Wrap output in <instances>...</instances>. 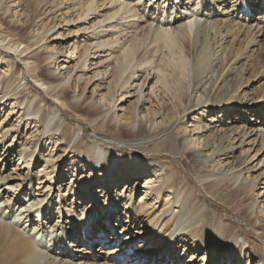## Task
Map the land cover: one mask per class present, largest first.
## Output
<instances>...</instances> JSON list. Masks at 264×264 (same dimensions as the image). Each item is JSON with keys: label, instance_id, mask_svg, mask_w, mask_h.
Returning a JSON list of instances; mask_svg holds the SVG:
<instances>
[{"label": "bare ground", "instance_id": "6f19581e", "mask_svg": "<svg viewBox=\"0 0 264 264\" xmlns=\"http://www.w3.org/2000/svg\"><path fill=\"white\" fill-rule=\"evenodd\" d=\"M142 1L143 0H129V2L128 0H102L101 4H97L95 0H77L76 4L66 7V9H64L66 10L65 13L61 14L64 18L68 17V23L70 22L74 24L84 21L87 25H90L92 20H90L89 16L93 14L96 15V17H99V14L103 12L104 15V12H106V16L103 20L98 22L95 21V24L88 28V30L92 28L94 29L96 25H98V27L92 31V38H85V43L82 47L80 46V51L79 45L81 44L74 42L71 47L69 43L67 44L68 48H66L67 51L65 54L63 51L57 53V55L64 54V56H71L72 54L76 56L79 55L77 60L87 58L84 64H82L81 71H85L87 68L91 67L94 68L93 77L88 78L87 85H89L94 79L98 80L96 82L94 80L93 82L95 87L92 91L91 97L84 98L82 102L74 100L68 101V96L72 88L69 84L72 80V72L74 69L70 68L69 71L67 70L63 73L64 63L67 62H62L60 63L61 65H57L59 59L56 55L52 54L46 57L43 53L38 51L40 48L37 50L35 49L33 52L31 51L33 47L40 45L42 42H46L49 33L58 26V23L56 24L53 19L50 21L48 16L52 15V13H59L61 10H57L56 8L61 6L64 3L63 1L58 3L56 0H25V2L23 0L22 14L25 15V13H31V15H27L29 26L36 27L38 24L40 25L37 31L39 34L41 33V35H39V40L37 42H30L25 33V27L16 22L6 21L5 18L0 17V49L6 53L16 54L21 60V63L26 62L27 64L28 60L33 59L34 61L31 64L28 63L29 75H27L34 80L36 86L42 92L48 97L56 99L66 109H71L74 112H83L88 116L94 117L103 115V117L106 118L110 114L111 117L108 121L116 123L111 127L114 132L122 135L125 134L133 139H140L144 142H151V148L149 147V144L145 145L148 149L145 152L156 151L159 153H167L170 156H186L190 162L196 166H201V164L202 166L204 165L199 150L201 148L208 149L209 151L213 150L211 151L212 155L223 152L225 156L233 159L231 172H234H232L231 180L227 181H233L232 185L223 184L226 180L214 179L211 182V187L222 190L232 188L230 196L235 202L233 208L237 212V215L244 221L249 222L254 230L264 236V224H258V217L256 216L258 215L256 205L260 194L257 188L261 184L256 183V180L254 179H252L251 182H248L247 179L250 177V171L255 167L249 166L250 160L241 159L249 157L247 156L248 152L245 150V147L250 145V141L248 142V140L252 138L251 134L254 132V129L251 127V122L258 123L264 120L263 102L259 103V112L256 111L255 114L250 115L245 122H241L238 126L237 122L240 118L238 119L236 113H244L238 112V110L246 108L245 106L249 105V102H245V96L239 98V96L236 95L237 92L243 88L245 82H242V79H238L237 77L233 78L232 69L227 71L223 80L220 82V85L213 96L214 100H209L211 101V104L204 101L206 92L198 87V83H191V81H189V74L191 72L197 77L199 76L200 69L203 70V67L205 66L210 65L216 67V70L218 71L221 70L224 61L216 62V60H212L207 40L211 37L212 40L219 39V42H222L229 36H237L241 32V28H236L239 24L236 23L238 20L237 16L244 13L246 14L244 21L246 22L248 18L250 20L251 13H253L251 8H254L256 11H259V8H261V12L264 11V0H257L256 3H254L255 0H201L199 3L196 2L198 4L192 3V6L188 10H186V8H188L191 1H189L188 4H185L184 1L186 0H165L161 5L163 6L165 3L164 7L166 6L167 10L162 8L159 4L157 6L158 11L159 9H162V13L168 14L167 20H157L155 26L151 24L147 30L138 33V29L141 25L147 23L150 17L157 13V7L155 10H152L153 8L150 10V12H153L152 14H146V10L142 11V7L145 9L148 8L146 5L143 6V3H141ZM159 1L161 2V0H157L156 3H159ZM133 2H137V5L131 7V3ZM183 6L185 7L186 12H178L180 15L176 13V9L182 8ZM229 8L232 10L231 14L229 13ZM69 11L71 12L69 13ZM120 13H122L120 20L133 19L128 22L130 26L127 24V26L131 28H137L132 39H128L126 36H123L122 38L119 37L128 29L127 27L119 30V32L116 31L120 26V20H117V24L115 23V25L110 24V26H106V29L103 26L106 22L114 21ZM47 17L49 20L46 22L48 19ZM196 17L203 18L204 21L201 19L197 20ZM249 31L250 29H248V31L245 29V32L243 33L244 40L239 43V49L234 47L230 49L226 56V63L236 65L248 59L249 62H253L252 56H255L253 53H258L256 61L259 66L254 68H258L257 70H263L264 51L263 49L251 50L255 48L256 43L255 37ZM79 32H81L79 29H74L72 31L69 30L68 34L63 33L61 34V37L66 38L71 35H78ZM201 32L203 34L201 35L202 37H200ZM123 38L124 41L121 42ZM94 40H97L95 44L93 42ZM250 46L252 47L248 51ZM163 49L167 53L162 56L161 52ZM250 51L252 52L251 55ZM107 52L109 53V57L112 55L115 56L113 57L115 61L114 68H112L109 74L108 68L111 65L107 64L106 66L103 64L105 60H102L104 59L102 58V55ZM159 52L160 54L158 55ZM30 54L33 55L28 58ZM157 55L159 58L162 56L161 61L163 62V66L152 67V69L156 70L158 73L155 85L158 84L160 91L162 90V92L166 94V92L171 90V84L174 83V80H170V78L175 75L180 82L177 90L182 91V96L181 98H178V102H173L171 99V102L175 104L173 107H171V104L168 102H164L162 108L158 109V111L149 110V119L151 122L147 119L146 122H144L143 118H140L137 122L134 111L135 108H137V104L142 100V93L146 79L134 88L137 97V104L134 105L135 107L133 105L125 107L121 102L124 98L131 97L130 89H132V84L130 82L132 80L135 81L137 71H134L127 77L125 76L131 66L133 67L135 61L139 66H142V64L147 65V63L151 64ZM64 59L67 58L64 57ZM48 62H50L49 64L56 65V68L53 67V72L50 70V67H47ZM79 62L77 61L76 64ZM88 62H90V64H88ZM14 65L18 67L16 63ZM102 68H104V71H102ZM166 68L171 70V74L165 73L167 71ZM59 70L60 72L57 73ZM145 71L147 70L145 69ZM21 72H23L22 69L19 71V75L23 76ZM111 77L113 81L109 82L107 88V86L104 85V80H108V78ZM141 77L138 78L137 82L140 81ZM81 79L82 77L79 75L76 81L78 82ZM217 79L219 80V78ZM253 79H255V77H253L252 80ZM11 80L12 77L10 76L1 77L0 89H2L6 83L9 84ZM185 80H188L187 84L189 87L185 83ZM61 83H64V86L60 87ZM111 83H113L114 87L111 86ZM47 84L58 85H56V89H51ZM225 85H230V87L227 88V90H223ZM188 88L189 90L192 88V92H189ZM244 88L247 89V87ZM76 89L77 86L75 87V90ZM85 90L86 88L83 89L79 97L84 96ZM97 92L100 93V96L97 100H93V97H96L95 95H97ZM120 92L122 93L118 98L117 95ZM219 94H221L220 96L226 97V99H218ZM230 94L231 97L227 99ZM261 95L262 93L259 95L257 94L252 97L250 101L256 102L260 99L264 100ZM39 96L41 98V94H39ZM24 97V93L16 95L13 107L15 108L16 105H22ZM42 98L41 100L43 101L44 98ZM173 99L176 98L173 97ZM117 101L120 102L119 106L116 104ZM227 102H233L231 105L226 104L225 108L228 107L227 112L234 114V118L231 123L226 125L221 124L219 126V128L223 126L221 129L217 126L220 120H215V118H211V120H209L207 124L205 123L202 127L197 126L195 123L196 121L193 118L187 122V124L191 123L190 127L183 128L180 126L184 122V118H181L184 112L200 107L199 110L202 109L204 115H215V111L212 114L210 113V105L216 106L214 108L218 107L220 109L218 112L219 114L221 113V110H224L223 104ZM237 102L238 104L235 106ZM206 104L210 105L201 108ZM118 107H120V110L117 111ZM176 107L178 108V112L175 111ZM161 110H163L164 114L163 116H160L161 118L159 117V123L154 126V122L152 121H154L161 113ZM14 111L15 109H12L8 115H11ZM119 112H127L128 114L131 113L133 115L129 118H121ZM247 113L248 112H246V114ZM41 120L42 118L38 120L36 119L35 123L38 124ZM136 122L138 125L135 129ZM117 123L120 124L117 125ZM149 123H151L150 127H148ZM126 125H128L130 129L126 128ZM234 126H237V128H234ZM16 127L17 125L15 128ZM15 128H13L14 131H16ZM188 129L189 134H186ZM200 130L208 133L204 138V142L200 141L201 137L198 138V142L197 138H195ZM9 131L11 130H8V132ZM261 131L262 130L260 129V134H262ZM8 132L6 130V132L0 133V139H4ZM181 133L183 135H181ZM259 133L256 132L254 135L258 138ZM63 135L65 137V133ZM63 140L64 142L62 145L68 146L70 138L65 137ZM225 140L226 143H228L226 147L227 149L225 148L226 150L222 151V148L216 152L215 149H213L215 147V142L221 144L224 143L223 141ZM39 141L40 140L38 139L29 140V142L26 143V146L38 145ZM259 141L261 149L264 150V136L259 135ZM13 142H11L9 148L5 151L6 154L12 150ZM58 143L59 140L56 142V145ZM92 149L98 164V160L103 159V154L101 153L100 147L97 145ZM66 151L67 149L65 148L64 154ZM203 151L206 150H202V152ZM11 153L13 154L14 151ZM71 153H73L72 158L77 159L78 155L76 154V150H71ZM51 156L52 151L50 152L49 157L51 158ZM3 157L5 156L0 155V162ZM136 159L137 158L133 159L132 161L134 162L132 163H135ZM48 163H51L50 159L47 160V164ZM31 166L30 163L27 169L30 170ZM167 169L170 170L169 166ZM167 169L165 173L166 189L171 192V195H169V199L164 200L159 207L156 206L158 203L157 201L159 200L161 202L163 199L160 198L159 192L154 191V189L151 188L156 184V182L154 183L152 180L153 176L145 179V176L148 173L145 172L146 169L134 172L133 175H125L123 178L113 179L116 181H114L116 189L122 184L124 187L121 188L120 191L124 192L123 189L127 188L129 193L128 195H125L124 200L115 203L112 209L105 211L102 214L104 219H106L102 223L104 226L103 231L97 235V237H88L89 233L86 231L87 228L95 223V221H93L94 215L89 213V209H92L94 204H96V200H94L92 206L85 210L89 214L87 216L85 215L83 219L84 221L81 222V224L72 227L66 235L65 233L58 235L61 239L64 238V235L65 238L71 236L70 240H73L74 246H72V243L66 244V242L64 243L62 240L61 241L62 244L64 243L66 249L70 247L69 249L72 257H68V253L64 256L66 251L64 252L63 248H57L58 250L56 249L57 251H55L56 254L60 255L57 257H51L49 246H46L49 251H45L46 247L42 242L44 239H41V235L45 233V227L41 228L39 221H37L36 224L34 223L33 226V220H36L41 216L40 209L47 201L52 188L49 189L46 194L42 195V197L46 195L43 199H39L41 193L38 192L37 194L35 192V194H33V199L31 197L27 201V203H29L28 206L30 205L29 207L26 205H20L23 201L21 198L17 202L18 205L7 204L5 209L10 211L7 214L5 211L1 210V208L3 203H11V200L9 199L7 202H0V264H189L190 260H198V258H200V262L203 264H243L241 254L231 251L234 246L237 247V251H240L241 249L238 246V243L234 240L235 238L234 234H232L231 228L225 223L222 216L220 217L217 213L210 212L206 200L201 196L197 187L192 185L187 178H185V182L182 183V178L177 174L167 171ZM244 171L248 176L240 181ZM1 173L2 171L0 170V189H2L6 185V182L11 179L3 177ZM50 175V173H46L45 177ZM262 175L264 176V172ZM90 176H93V173L90 174ZM104 176L105 175L102 174V178H104ZM140 176H143V181L149 180L148 184L144 187H141V183L140 185L133 186V181L137 180ZM110 178L112 177L108 175L104 179V182L107 183V188H104V190L109 189V182L112 180ZM28 179V176L24 178L25 181ZM31 180L32 179H30L29 182H31ZM128 183H130L129 186ZM114 184H112V186ZM103 187H106V185L103 184ZM13 189L14 187H11V190ZM43 189L44 188H38L34 190L40 191ZM71 190L72 189H69L68 195L71 194ZM44 191H42V193ZM153 192L156 193L153 194ZM13 193L16 194L15 192ZM26 196L28 195L26 194ZM78 196L82 195L78 193ZM85 196L86 195H84V198ZM139 196L140 204L143 206L135 212L133 201ZM171 196L172 198H170ZM9 198H11V196ZM22 198L27 197H23L22 195ZM74 198L75 197H73V200ZM262 198L264 199V196ZM151 199L153 200L152 203H148ZM121 204H124V206L127 205L126 213L123 216H119V214H122V211H117ZM48 205V207L51 206L50 204ZM15 206H18L16 211L13 210V207ZM35 207L37 208L36 213L38 217L32 216L31 219L30 212ZM27 208L28 211L26 210ZM258 209L260 211L259 213L264 215V204L263 208L258 206ZM44 211L45 209L42 212ZM101 213L102 212H99L98 216L101 217ZM47 216L48 215H46V217ZM58 216V220L60 221V210ZM121 217L123 218L121 219ZM100 219L101 218H99L97 222H99ZM129 219L134 220V224L139 220L138 224H141L142 226V229L135 233L136 236L138 235L135 238L132 236L133 232L131 230L128 232L129 235L119 236L122 231L128 228L127 226L124 227L123 224L125 221L128 222ZM47 220L48 218H46V222ZM107 220H109V222H107L108 225L113 223L120 224L119 222H121L122 225L117 226L118 234L116 233V230L110 231L111 228H107ZM42 221L43 224L41 225H46L45 217L42 218ZM80 228L85 232H80ZM119 228L121 231H119ZM52 233H54V231L51 232L50 235H53ZM90 233H93V231ZM84 235L86 238H84ZM122 237L126 238L124 242ZM90 238L95 239L92 240ZM137 240H140V242H138L141 243V246H137ZM101 241L105 242L97 247V251H93L95 244ZM150 242L152 245H148V243L151 244ZM79 243H81V246H79ZM147 245L149 247L145 250L144 248L147 247ZM86 246H88V248ZM112 246H114V248L109 249ZM188 253L191 254V257H189ZM139 254L141 255L138 256ZM256 258H258L257 264H264L263 252L256 254ZM124 260L126 261L123 262Z\"/></svg>", "mask_w": 264, "mask_h": 264}, {"label": "rangeland", "instance_id": "374dc122", "mask_svg": "<svg viewBox=\"0 0 264 264\" xmlns=\"http://www.w3.org/2000/svg\"><path fill=\"white\" fill-rule=\"evenodd\" d=\"M56 1L58 3L61 1L64 2L61 6L56 8L57 10L60 9L62 12L60 11L59 13H52V15L48 14V17L50 18V21L51 19H53L56 24L58 23V26H56V28L51 33H49L46 42H42L40 43V45L33 47L31 51L33 52L35 49L37 50L40 48L38 51H40V53H43L46 57L52 54L56 55L59 59L57 65H61L60 63L62 62H67L64 63L63 73L67 70L69 71L70 68L74 69V71L72 72L73 77L69 84L72 88L68 96V101L74 100L82 102L84 98L91 97L92 91L95 87V85H93V82L94 80L95 82L98 80L94 79L89 83V85H87L88 78L93 77L94 68L91 67L87 68L85 71H81L82 64H84L87 58L77 60L79 55L76 56L72 54L71 56H64V54L67 51L66 48H68V43L70 47L74 42L81 44L79 45L80 51V48L85 43V38L91 39L93 34L92 31L95 30L98 25H96L94 29L92 28L88 30V28L94 25L95 21L98 22L100 20H103L106 16V12H104V15L103 12L99 14V17H96V15L93 14L89 16L90 20H92L90 25H87L84 21L74 24L70 22L68 23V17L64 18L63 15L61 16V14L65 13L66 10L64 9H66V7L76 4L77 0H68V2L67 0ZM156 1L157 0H143L141 2L143 3V6H148L147 9H145L144 7L141 8L142 11L146 10V14H152L153 12H150V10L152 8V10H155L156 7L157 13L155 15H152L147 23L141 25V27L138 29V33L147 30V28H149L151 24L155 26L157 20H167L168 14L162 13V9H159L158 11L157 6L158 4L161 5L165 0H161V2L159 1V3H156ZM189 1L191 2L188 8H186V10H188L192 6V3L198 4L201 0H186L184 1V3L188 4ZM95 2L97 4H101L102 0H95ZM256 2L257 0L254 1V3ZM141 3L139 4L142 5ZM22 4L23 0H0V17L5 18L6 21L16 22L19 25L25 27V33L29 38L30 42H37L39 40V35H41V33L39 34L37 31L40 25L38 24V26L36 27L29 26V23L27 21V15H31V13H25V15H23ZM131 5V7L136 6L137 2H133L131 3ZM164 5H161L162 8H165V10H167V7H164ZM259 9V11H256L254 10V8H251V11H253V13H251V19L249 20L248 18L246 22L244 21V18H246V14L242 13L237 16L238 20L236 23L239 24L236 26V28H241V32L237 36H229L222 42H219V39L212 40L211 37H209V40H207V45H209L210 47V54L212 60H216V62L224 61L221 70L218 71L216 70V67L209 65L203 67V70L200 69L198 74L199 76L197 77H195L192 72L189 74V81H191V83H198V87L206 92L204 101L210 104L211 101L209 100H214L213 96L215 95V91L217 90L218 86L220 85V82L223 80L228 70L232 69L231 71L233 74V78L237 77L238 79H242V82H245L243 88H241L236 95L239 96V98L245 96L244 100L245 102H249V105H246V108H244L243 110H238V112L244 113H236L238 119L240 118V120L237 122L238 126L239 124H241V122H245L250 115L255 114L256 111L259 112V103L263 102L262 107H264L263 99H260L256 102L250 101L252 97L261 93V97L264 98V69L257 70L258 68H254L259 66L258 62L256 61L258 53H253V55L255 54V56H252L253 62H249L248 59L236 65H233L232 63L227 64L226 56L230 49H232V47L239 49V43L244 40L243 33L245 32V29H247V31L248 29H250L249 32H251L252 35L255 37L256 43L255 48L251 49L252 46H250L248 48V51L249 49H263L264 51V11L261 12V8ZM186 10L183 6L182 8H177L176 13H180L183 11L186 12ZM231 11L232 10L229 8L230 14ZM70 12L71 11H69V13ZM121 14L122 13H120L114 21L112 20L106 22L103 25L104 28L106 29V26H110V24L115 25L116 21L120 20ZM49 18L46 20V22L49 20ZM196 18L197 20L201 19L200 17ZM132 20L133 19H123L120 20L121 23L118 22L120 23V26L116 30L117 32L128 27V29L123 32V35L119 36L120 38H122L123 36H126V38L128 39L133 38V35L135 34L137 28L129 27L130 25L128 24V22ZM201 20L204 21L203 18ZM127 24L129 26H127ZM74 29H79L81 30V32H79L78 35H71L66 38L61 37V34H68L69 30L72 31ZM201 35H203L202 32L200 33V37H202ZM96 41L97 40L93 41L94 44L96 43ZM123 41L124 38L121 40V42ZM60 51H63L64 54L57 55V53ZM161 53L163 56L166 55L167 52H165V50L163 49ZM159 54L160 52L158 53V55ZM251 54L252 52L250 53V55ZM32 55L33 54H30L28 58H30ZM158 55L153 59V62L151 64L147 63V65L142 64V66H139L138 64H136L135 61L133 63V67L131 66L132 70L130 68V71L128 70L125 76L127 77L134 71H137L135 81L132 80L130 82L132 84V89H130L131 97H126L121 102L123 105H125V107H129L132 105L134 106L137 104L136 90H134V88L146 79V83L144 85L142 93V100L139 104H137V108H135L134 111L136 114L137 122L140 118H143L144 122H146V119L151 122L149 119V110L158 111V109L162 108V104L164 102H168L169 104H171V107H173L175 104L171 102V99L173 100V102H178V98H181L182 96V91L177 90L178 86L180 85V82L178 81L175 75L170 78V80H174V83L171 84V90L169 92H166V94H164L162 90L160 91V89L158 88V84L155 85L158 73L156 70H153L152 67L155 68L156 66H163V62L161 61L162 56L159 58ZM62 56L66 57L67 59H64V57ZM113 57L115 56L112 55L111 57H109L108 52L102 55V58H104L102 60H105L103 64H105L106 66L107 64L111 65L108 68V74L112 70V68H114L115 61ZM33 61V59H30L28 60V63L31 64ZM77 61L80 62L76 64ZM15 63L18 65V67L14 65ZM28 63H21V60L16 54L6 53L0 49V78L3 76L12 77L11 82L9 84L6 83L4 87L0 89V133H4L6 132V130L7 132L8 130H11L6 134L4 139H0V155L5 156L0 162V170L2 171L1 174L3 177L11 178L8 182H6V185L2 189H0V202H7L9 199L11 200V203H3L1 208V210L5 211L7 214L10 212L9 210L5 209L7 204L18 205L17 202L21 198L23 201L20 203V205L28 206L29 203H27V201L31 197L33 199V194H35V192L37 194L38 192L41 193L39 199H43L46 197V195L44 197H42V195L46 194V192L52 188L51 193L47 198V201L40 209L41 216L38 217L36 213V207L30 212L31 219L32 216L38 217L36 220H33V226L34 223L36 224V222L39 221L40 227H45V233L41 235V239H44L42 242L45 247L49 246V250L51 251L47 249L48 247H46L47 250L45 249V251H49L51 257H57L58 255H60L56 254L55 252L60 248H63L64 252L66 251L64 253V256H66L65 254L68 253V257H72L69 249L70 247L66 249V247H64V243H72V246H74L73 240H70L71 236L65 238V235L72 227L81 224V222L84 221L83 219L85 215L87 216L89 213L93 214V221H95V223H93V225L87 228L86 230L89 233L88 237H97V235H99L103 231L104 226L102 223L106 219H104V216H102V214L105 211H109L110 209H112L115 203L124 200L125 195H128L129 193V191H127V188L123 189L124 192L120 191L121 188L124 187V185L122 184L119 185L120 187L118 189H116L114 184L115 180L113 179L123 178L125 175H133L134 172L146 169L145 172H148L149 174L147 173L146 176L143 174L145 176V179L153 176L152 180L154 183L156 182V184L153 185L151 188L154 189V191L159 192L160 198L163 199L161 200V202L159 200L157 201L158 203L156 204V206L159 207L160 204L164 200H168V196L171 195V192L166 189L165 182V173L167 167L169 166L170 170L167 169V171H170L173 174H177L180 178H182V183L185 182L184 179L187 178V180L192 185L197 187L201 196L206 200V203L210 208V212H215L218 216H222L225 223L231 228L232 234H234V240L238 243V246L241 249L240 251H237V247L234 246L231 251L237 254H241L243 264H257L258 258H256V254H259L261 252H263L264 254V236L261 235V233H258V231L254 230V228L252 227V225L249 224V222L244 221L240 216L237 215V212L233 208L235 202L230 196L232 188L222 190L211 187V182L214 179L226 180L223 184H228L230 186L232 185L233 181H227L231 180L232 172H234H231L233 166V159L228 158V156H225L223 152L212 155L211 151L213 150L209 151L208 149L201 148L199 150L201 152L204 165L202 166L201 164V166H196L193 165L186 156H170L167 153H159L156 151L145 152L148 150L145 145L149 144V147L151 148L152 143L144 142L140 139H133L132 137H129L125 134L122 135L114 132L111 127L116 123L113 121H108L111 117L110 114L106 118H104L103 115L96 117L88 116L83 112H74L71 109H66L56 99L48 97L36 86L34 80L30 76H28ZM49 63L50 62H48L47 67H50V70L53 72L54 68H56V65ZM88 64H90V62H88ZM21 69L23 70V72H21L23 76L19 75V71ZM145 69L147 71H145ZM166 70V74H171V70L169 68H166ZM102 71H104V68H102ZM58 72H60V70L57 71V73ZM79 75L82 77V79L77 82L76 79ZM139 77H141L140 81L137 82ZM253 77H255V79L252 80ZM217 78H219V80ZM104 81V85H106L108 88L109 82H112L113 79L111 77L108 78V80L105 79ZM187 82L188 80H185L186 84ZM63 84L64 83H61L60 87L64 86ZM56 85H49V88L51 87V89H56ZM76 86L77 89L75 90ZM111 86L114 87L113 83H111ZM229 87L230 85H225L223 87V90H227V88ZM244 87H247V89H245ZM84 88H86L84 96L79 97ZM191 89L192 88H190L189 90L188 88V91L192 92ZM22 93H24L25 95L23 99V104L20 106L16 105V107L14 108L13 103L16 95ZM121 93L122 92L117 95L118 98L121 96ZM39 94H41V98H44H42L43 101L41 100ZM220 95L221 94H219L218 99H226V97ZM95 96L96 97H93V100H97L100 96V93L97 92V95ZM173 97H175L176 99H173ZM230 97L231 94L227 97V99H229ZM233 102H227L223 104L224 110H221V113L219 114L218 112L220 111V109L218 107L214 108L216 107L214 105L206 104L201 107L203 108L207 105H210L209 111L211 114L215 111V115H204V113L202 112L203 110H199L200 107L188 110L182 114L181 118H184V122L180 126H182L183 128L190 127L191 123L187 124V122H189L191 118L195 119L196 125L201 127L205 123L207 124L209 120H211V118H215V120L218 121L220 120L217 124L218 128L221 124L226 125L228 123H231L232 119L234 118V114L227 112L228 107L225 108V106L226 104L231 105L233 104ZM116 104L119 106L120 102L117 101ZM237 104L238 102L235 104V106ZM12 109H15L14 113L8 115V113H10ZM118 110H120V107L117 108V111ZM175 111L178 112L177 107L175 108ZM246 112L248 113L246 114ZM163 114V110H161V113L155 118L154 121H152L154 122V126L159 123V117L163 116ZM119 115L121 118H129L133 114H128L127 112H119ZM41 118L42 120L38 124H36V119L38 120ZM137 122L135 124V129L138 125ZM119 124L120 123H117V125ZM16 125L17 127L15 128ZM150 126L151 123L148 124V127ZM222 127H220L219 129H221ZM251 127L254 129V132L251 134L252 138L248 140V142L250 141V145L245 147V150H247L248 152L247 156L249 157H244L241 159L250 160L249 166L255 167L252 171H250V177L247 179L248 182H251V180L254 179L256 180V183L261 184L257 188L260 194L258 198V203L256 205V210L258 212V215L256 216L258 217V224L260 223L261 225H263L264 215L259 213L260 211L258 209V206L263 208L264 204V199L262 198L264 196V176L262 175L264 172V150L261 149L259 141V135L264 136V120L258 123L251 122ZM13 128H15L16 131H14ZM126 128L130 129L128 125H126ZM234 128H237V126H234ZM260 129L262 130V134L259 133ZM256 132L259 133L258 138L254 135ZM64 133L65 137L70 138L68 146L62 145L64 142L63 139L65 138L63 135ZM186 134H189V129ZM181 135L183 134L181 133ZM207 135L208 133H205L203 132V130H200L195 138H197L198 142V138L201 137L200 141L204 142V138ZM33 139L40 140L39 144L26 146V143H28L29 140ZM58 140L59 143L56 145V142ZM11 142H13L12 150L7 152L6 154L5 151H7ZM223 142L224 143L221 144L215 142V147L213 149L218 152L223 148L222 151H225L227 149L226 147L228 143H226V140ZM95 145L100 147L101 153L103 154V159L98 160V164L96 162L97 159H95L94 151L92 149ZM65 148L67 149V151L64 154ZM73 149L74 151L76 150V154L78 155L77 159L72 158L73 153H71V150ZM202 150L206 151L202 152ZM13 151L14 153L12 154L11 152ZM51 151L52 156L50 158L49 155ZM135 158H137L135 163H132L134 162L132 160ZM49 159L51 160V163L47 164V160ZM30 163L32 166L31 169L28 170L27 168ZM46 173H50L51 175L45 177ZM92 173L93 176H90V174ZM243 173L244 174L242 175L240 181L248 176L246 175L245 171ZM102 174L105 175L104 178H102ZM26 175L29 177V179L25 181L24 178L27 177ZM108 175L112 177L110 178L112 180H110L109 182V189L104 190V188H107V183L104 182V179ZM30 179H32L31 182H29ZM148 182L149 180L143 181V176H140L137 180L133 181V186L140 185L141 183V187H144L146 186V184H148ZM103 184H105L106 187H103ZM112 184L114 185L112 186ZM129 185L130 183H128V186ZM11 187H14V189L11 190ZM38 188L44 189L40 191H35ZM69 189H72L70 195H68ZM42 191L44 192L42 193ZM13 192H15L16 194H14ZM78 193L82 196H78ZM155 193L153 192V194ZM26 194L28 196H26ZM22 195L23 197L27 198H22ZM84 195H86L85 198ZM10 196L11 198H9ZM73 197H75L74 200ZM170 198H172V196ZM94 200H96V204H94V207L92 209H89L90 212L87 213V211L85 210H87L88 207L90 208L92 206ZM134 201V211L137 212L141 208V206H143L140 204V196L135 198ZM152 201L153 200L151 199L148 203H152ZM48 204H50L51 206L48 207ZM17 207L18 206L13 207V210L16 211L18 209ZM126 208L127 205L124 206V204H121V206L118 207L117 211H122V214H119V216H123L126 213ZM44 209L45 211L42 212ZM26 210L28 211V208ZM59 210L61 211L60 221L58 220ZM99 212H102L101 217L98 216ZM46 215H48L49 217H46ZM43 217H45V222L46 218H48L46 225H41L43 224ZM99 218L101 219L99 222H97ZM122 218L123 217H121V219ZM107 222H109V220H107L106 223ZM128 222H124L123 226H127L128 228L122 231L119 236L129 235L128 232L131 230L133 232L132 236L134 238L137 237L138 235L136 236L135 233L139 232L142 229L141 224H138L139 220L135 222V224L134 220L132 219H129ZM119 223L120 224L113 223L111 225H108L107 223V228H111L110 231L116 230V233L118 234L117 226L122 225L121 222ZM82 230L83 229L81 228L79 229L80 232L84 233L85 231L83 232ZM53 231V235H50ZM91 231H93V233H90ZM119 231H121L120 228ZM63 233H65L63 239L58 237L59 234ZM84 238H86L85 235ZM90 239L94 240L95 238ZM125 239L126 238H123V242ZM61 240L64 242L63 244ZM105 241L97 242V244H95V246L93 247V251H97V247L100 246V244H103ZM138 241L140 242V240H137V246L141 244ZM45 242L47 244L49 242V244L47 245ZM148 245H152V243H148ZM148 245L144 248L145 250L149 247ZM79 246H81V243H79ZM86 247L88 248V246ZM113 248L114 246L110 247L109 249ZM140 255L141 254H139L138 256ZM188 255L189 257H191L190 253H188ZM125 261L126 260H124L123 262ZM189 264L203 263L200 262V258H198V260H190Z\"/></svg>", "mask_w": 264, "mask_h": 264}]
</instances>
